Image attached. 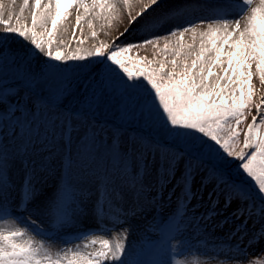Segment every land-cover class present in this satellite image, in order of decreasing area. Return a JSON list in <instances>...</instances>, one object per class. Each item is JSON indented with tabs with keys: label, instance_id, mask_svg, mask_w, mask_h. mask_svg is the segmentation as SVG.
<instances>
[{
	"label": "snow or ice",
	"instance_id": "obj_1",
	"mask_svg": "<svg viewBox=\"0 0 264 264\" xmlns=\"http://www.w3.org/2000/svg\"><path fill=\"white\" fill-rule=\"evenodd\" d=\"M161 4L0 0V215L19 209L36 235L45 236L40 224L74 227L93 197L94 214L146 215L162 207L170 185L168 200L175 197L177 209L157 230L158 255L175 248L171 241L184 231L182 218L193 199L192 211L209 207L195 219L208 220L218 214L223 195L224 207L235 204L231 215L241 221L233 235H247L251 224L249 245L264 238V0H242L232 19L202 20L138 44L117 43L141 21L151 26L146 17ZM189 7L184 0L157 19ZM125 22L113 43L72 51L65 39L69 28L73 37L76 29L94 38L111 36L114 25ZM146 46L150 54L132 53L147 52ZM93 58L96 67H68L69 61ZM113 107L118 124L107 120ZM100 116L105 119L98 122ZM132 122L143 132L125 139L121 129ZM61 142L66 165L51 190L50 162ZM42 153L48 154L41 160ZM17 160L22 179L14 171ZM128 232L124 228L114 240L93 238L99 246L90 251L86 244L53 252L28 227H0V264H141L137 253L126 252Z\"/></svg>",
	"mask_w": 264,
	"mask_h": 264
},
{
	"label": "rangeland",
	"instance_id": "obj_2",
	"mask_svg": "<svg viewBox=\"0 0 264 264\" xmlns=\"http://www.w3.org/2000/svg\"><path fill=\"white\" fill-rule=\"evenodd\" d=\"M173 0L166 1L165 10L173 9L175 5L172 3ZM192 1V0H190ZM199 2V3H198ZM204 0H195L191 7L184 11H179L176 14H169L167 20L157 19L159 13L164 6L161 4V9L150 10L149 16L146 17L153 19V24L149 27L144 26V22L141 21L139 25L131 29L128 33H125L117 43L132 42L141 43L145 38H152L154 35H167L176 28V25L182 21L186 16L189 17L191 24L197 23L193 19L196 18L194 15L189 13L201 12L209 8L205 5ZM242 4V0H221L218 6L219 10L223 13L230 12L236 13ZM163 5V6H162ZM26 15L27 10H26ZM204 17V16H203ZM74 21V17H72ZM203 21L208 22L212 19H204ZM198 21L199 23L202 21ZM189 24L184 25L189 26ZM30 22V21H29ZM126 22L123 24L114 25L111 31V36H106L103 33L98 34V37H92L90 32L81 33L79 29H76L75 37L72 35V29L69 28L68 33L65 34L66 42L70 45V49L75 51L77 47L87 50L92 48L93 45H98L102 41L113 43L119 32L123 31L126 27ZM164 28V30H163ZM83 40L84 43L80 44L79 41ZM16 46H21L20 41L15 42ZM26 46V45H25ZM147 52L141 49L134 48L132 53L139 54L140 56L150 54L152 49L150 46H146ZM37 62L43 63L41 58H37ZM86 67L93 68L95 65V58L89 61H69L68 67ZM253 84L257 90L261 88L258 77H254ZM114 103V102H113ZM71 106V105H70ZM119 111L113 107L112 111L108 114V123L118 124L119 123ZM251 115H256L255 109H253ZM251 115L247 116V122L251 120ZM105 119L104 116L98 118V122ZM123 136L127 139L131 134L135 133L140 135L143 129L136 122H132L125 125L122 129ZM159 139L162 143H167L164 137L160 136ZM242 141V136H241ZM61 151L57 154L50 162L51 167L54 169L53 175L49 179L50 189L54 190L57 181L60 179L61 172L63 171L66 162L63 160V142L60 145ZM55 151V149H53ZM72 153H75V147L72 149ZM48 153H42L40 159H43L44 155ZM20 164L19 160L14 167V171L18 172L19 179L23 178V172L19 171ZM155 174L153 173V177ZM17 179V183H19ZM198 183V181H197ZM164 190V196L162 198V207L153 208L147 212V214H140L132 216L129 214L127 219L120 216L117 213L104 212L96 213L93 212V204L95 197L92 200L87 201L84 204L86 215L77 218V223L74 227H65L64 229H54L47 222L40 224V227L45 230L46 235H36L35 229L32 228L26 222L27 213L21 212L19 209L16 210L15 214L11 217L0 215V227H28L29 232L36 235L37 239H44L46 247H49L53 252L61 251L68 247L75 245H88V250H92L94 247L99 245H92L91 240L96 237L107 238L114 240L120 234L123 233L124 228H128L129 232L125 239L126 252H135L138 255L136 258L141 264H152L153 261L163 259L164 264H248L250 260L264 259V238H258L249 245V237L251 236L253 229L251 224L248 226V234L244 235L241 233H235L236 225L241 223L231 215L235 210L236 205L233 204L228 208L224 207V196L220 197V202L215 209L217 215L211 217L208 220H199L195 218L201 216L202 213L206 214L209 211L207 204H203L201 207H196L195 211L191 209L197 204V201L193 199L189 205L185 216L182 218V223L185 225L184 231L177 235L176 239L171 241V244L175 245L172 249L169 247L165 253L160 256L159 252V240H158V229L162 222L168 220L172 213L177 209L175 197L171 201L168 200V190ZM195 187V185H194ZM180 194V189H177V195ZM207 190L204 193V201H207ZM132 197L129 195L127 198L126 207L131 206ZM180 212H184L183 208L179 209ZM22 217L24 219H22ZM16 220V224H12V220ZM34 219V218H33ZM227 219V223H222ZM7 221V223H5ZM258 231V228L256 229ZM243 236V238H241ZM109 264V262H105Z\"/></svg>",
	"mask_w": 264,
	"mask_h": 264
},
{
	"label": "bare ground",
	"instance_id": "obj_3",
	"mask_svg": "<svg viewBox=\"0 0 264 264\" xmlns=\"http://www.w3.org/2000/svg\"><path fill=\"white\" fill-rule=\"evenodd\" d=\"M166 1H169V0H162V4ZM184 2V0H173L172 3L174 4H179V3H182ZM187 2L190 4V5H193L195 0H187ZM220 2L221 0H204V4L209 6V8H206V10H203L201 12H194V13H189V15H194L196 16V18H194L193 20L196 21L197 23H199L198 21L202 20V18L204 19H220V18H228V19H232L234 18L235 16V13H230L229 11L226 12V13H223V11L219 10L218 6L220 5ZM19 3H22V0H18V4ZM164 3V6L162 7L161 10H165L166 8V4ZM199 3V2H198ZM18 10V9H17ZM204 16V17H203ZM189 17L186 16L184 19H182L181 22H179L177 25H176V28H179V27H184V25H187L189 24ZM192 21V20H191ZM191 21H190V24H191ZM175 29V28H174ZM164 30V28H163ZM251 122V120L249 121Z\"/></svg>",
	"mask_w": 264,
	"mask_h": 264
}]
</instances>
